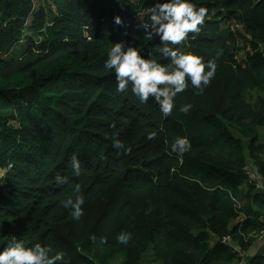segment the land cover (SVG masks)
Segmentation results:
<instances>
[{"label":"trees","instance_id":"1","mask_svg":"<svg viewBox=\"0 0 264 264\" xmlns=\"http://www.w3.org/2000/svg\"><path fill=\"white\" fill-rule=\"evenodd\" d=\"M165 2L0 0V251L15 237L56 264H264L245 254L264 229V0H192L205 21L169 46L217 68L202 93L186 77L167 117L105 68L117 42L174 67L145 40Z\"/></svg>","mask_w":264,"mask_h":264},{"label":"clouds","instance_id":"2","mask_svg":"<svg viewBox=\"0 0 264 264\" xmlns=\"http://www.w3.org/2000/svg\"><path fill=\"white\" fill-rule=\"evenodd\" d=\"M207 8L197 7L192 0H167L151 8L150 19L152 21L151 31H147L145 25L146 41H152L159 36L163 47L159 49L164 58H171L174 67L158 63L155 59H146L142 55V47L129 46L126 42L112 44L108 50V58L105 61V68L115 73L117 91L124 92L129 85L131 91L142 103L154 97V102L160 106V111L167 117L172 113L174 97L187 88L186 77L190 79L193 88L199 89L202 93L204 87L209 85L216 72L215 60L207 63L203 58L191 53H183L171 45L180 44L189 33H196L203 25L207 16ZM115 23H123L120 16L115 17ZM151 55V54H150ZM207 68V71L205 70ZM192 105H183L180 111L188 113ZM155 134L149 135V139ZM121 141L113 143L114 148H120ZM190 147L187 138L179 137L172 144V151L183 154ZM71 167L78 175L80 172V161L76 155L71 158ZM59 184L67 183V177L56 176ZM79 191V188L76 189ZM84 198L77 196L75 200L68 199L66 208H70L74 219L83 215L82 205ZM119 243L126 244L129 236L120 234L117 237ZM51 249L37 243L34 246L26 247L22 240L15 237L7 244L3 251H0V264H56L63 259L62 253L50 256Z\"/></svg>","mask_w":264,"mask_h":264},{"label":"crops","instance_id":"3","mask_svg":"<svg viewBox=\"0 0 264 264\" xmlns=\"http://www.w3.org/2000/svg\"><path fill=\"white\" fill-rule=\"evenodd\" d=\"M262 248H264V236L259 239L254 246L251 247V249L246 252L245 254L248 256L255 255L258 251H260ZM241 264H248V262L245 260Z\"/></svg>","mask_w":264,"mask_h":264},{"label":"built area","instance_id":"4","mask_svg":"<svg viewBox=\"0 0 264 264\" xmlns=\"http://www.w3.org/2000/svg\"><path fill=\"white\" fill-rule=\"evenodd\" d=\"M248 173H249L250 177H251L253 180H259V177H258V175H257V173H256L255 170L253 171V169H250ZM259 186H262V185L259 183ZM261 234H262V236H264V229L262 230ZM224 240H225V241H228L229 238H228V237H225ZM263 254H264V252H263Z\"/></svg>","mask_w":264,"mask_h":264},{"label":"rangeland","instance_id":"5","mask_svg":"<svg viewBox=\"0 0 264 264\" xmlns=\"http://www.w3.org/2000/svg\"><path fill=\"white\" fill-rule=\"evenodd\" d=\"M19 47V46H18ZM244 54L243 53H240L239 54V57H242ZM3 171H1L2 173ZM160 263H156V264H164L162 261H159ZM148 264H154V263H148Z\"/></svg>","mask_w":264,"mask_h":264},{"label":"water","instance_id":"6","mask_svg":"<svg viewBox=\"0 0 264 264\" xmlns=\"http://www.w3.org/2000/svg\"><path fill=\"white\" fill-rule=\"evenodd\" d=\"M255 171H257V169L255 168Z\"/></svg>","mask_w":264,"mask_h":264}]
</instances>
